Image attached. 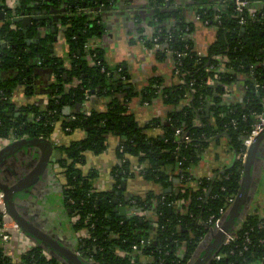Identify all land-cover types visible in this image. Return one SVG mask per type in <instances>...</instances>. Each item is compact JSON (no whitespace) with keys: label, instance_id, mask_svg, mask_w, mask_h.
I'll use <instances>...</instances> for the list:
<instances>
[{"label":"trees","instance_id":"1","mask_svg":"<svg viewBox=\"0 0 264 264\" xmlns=\"http://www.w3.org/2000/svg\"><path fill=\"white\" fill-rule=\"evenodd\" d=\"M114 4L115 0H17L12 8L8 0H0V11L4 13L0 19V134L5 136L14 130L28 138H49L58 122L68 132L85 130V138L64 148L70 158L69 162H63L67 178L64 194L71 217H78L76 228L88 227L89 236L79 239L78 249L93 256L95 264H194L211 240L208 219L217 217L221 208H225L224 218L228 216L233 207L229 198L239 193L242 173L241 163L236 161L230 167L215 170L212 177L200 178L197 188H191L188 185L192 179L190 168L209 144L222 135L230 138L238 155L253 113L264 111V5L256 9L255 19L241 25L233 0H190V4L197 7L196 15L209 19V24L217 29L215 41L207 54L202 55L195 50L192 40L195 25L186 20L175 0H148L154 30L144 42L159 59L170 52L174 54V75L180 82L168 86L155 76L136 92L132 87L126 89L129 74L122 66L113 70L103 48L95 46L90 50L94 55L93 63L86 58L85 44L107 31L106 17L98 8L104 6V10H108V6ZM33 11H55L58 16L34 19L28 27V37L23 29L11 28L15 15L24 17ZM216 16L220 19L216 20ZM49 19H54V31L49 30L38 43H29L27 38H33ZM16 24L23 27L22 22ZM54 32L64 34L67 58L56 55ZM222 65L225 71L220 70ZM37 67L50 68L55 75L45 108L37 105L16 108L11 102L12 91L20 83L32 84ZM8 71L13 75L2 77V73ZM108 71L111 76L107 75ZM239 72L251 78L246 81L244 104L227 106L222 98L223 84L235 80ZM74 80L77 82L72 84ZM256 83L260 84L258 88ZM94 94L110 97L104 111L92 110L90 115L80 111L64 114V107L81 105L88 95ZM137 95L144 103H151L160 96L166 104L173 105L174 110L165 121L156 117L140 126L128 113L130 98ZM233 120L238 123L233 125ZM149 127L162 128L163 134L150 137L145 132ZM180 127L190 141L176 142L175 131ZM108 135L124 138L119 144L123 163L114 171L118 184L123 177L133 176L126 155L140 156L142 164H146L141 174L160 184V193L150 191L144 196L126 197L119 186L107 192L94 189L91 176L84 175L79 164L84 161L85 151L105 150ZM179 160L183 161L182 169L186 171L175 174ZM167 167L172 172L167 171ZM261 170L262 167L256 165L252 170L250 197L260 180ZM171 175L174 178L171 179ZM177 200H189L184 204L185 211L170 204ZM119 207L137 214H122L115 210ZM248 207L246 204L241 209L238 221L241 230L237 235L241 242L244 232L248 231L252 238L249 250L240 254L239 248L222 244L216 254L223 257L216 259L214 254L206 264H252L264 258V217L257 211L248 214ZM147 210L156 214V220L141 214ZM154 225L155 236L152 237ZM181 247L185 248L182 254L179 253ZM44 251L43 246L38 245L22 257V262L16 263L4 256L0 248V264H59L60 257H48ZM142 255L153 260H142Z\"/></svg>","mask_w":264,"mask_h":264},{"label":"crops","instance_id":"2","mask_svg":"<svg viewBox=\"0 0 264 264\" xmlns=\"http://www.w3.org/2000/svg\"><path fill=\"white\" fill-rule=\"evenodd\" d=\"M15 2L17 4V0ZM115 2L117 6L115 11L99 9V13L106 17L107 31L102 37L93 40L92 46L103 48L105 58L113 70L122 66L127 71L130 77L129 84H126L131 85L136 92L145 87L149 79L155 76L162 78L168 86L179 83L174 75V54L170 52L164 58L159 59L144 42V39H149L152 36L154 30L151 24L148 0H115ZM175 5L182 8L186 20L195 25L192 33L195 50L199 54H207L216 39V27L196 19L197 7L190 4V0H175ZM263 5L264 0H250L249 9L258 10ZM45 15L56 18L58 13L54 11ZM34 16L42 15L36 13ZM53 23L54 19H49L48 24L40 28L42 37L47 35L49 30L54 31ZM54 51L56 55L67 58L66 38L61 32L55 34ZM223 71L225 70L223 69ZM12 75L9 71L2 73V77L5 78ZM250 79L248 74L239 72L236 74L235 80L223 84L225 90L222 96L223 103L227 106L244 104L246 81ZM54 82L55 75L52 69L37 67L32 84L29 85L26 82L18 84L12 91L11 102L19 109L28 105L45 108L50 96V86ZM27 87H30V90H27ZM109 102L110 97L88 95L85 104L64 107V114L71 115L76 111L86 112L87 110L104 111ZM173 110L174 106L166 104L160 96L154 98L151 103H144L141 96L137 95L130 98L128 103V113L140 126H145L156 117L165 121ZM145 132L150 137H155L163 134V129L149 127ZM85 137V130L75 129L68 132L62 127V123L58 122L54 133L49 138L56 149H61L62 157L53 161L52 158L55 156L52 154L39 182L29 190L22 192L17 199L22 215L47 233L55 234L65 245L76 249H78L79 230L74 226L64 194L67 178L63 162L70 161L64 148ZM219 138L212 141L198 162L191 166L192 179L188 183L191 188H197L200 178L209 177L215 170L230 167L235 163L236 151L232 148L230 138L227 135H222ZM123 139L116 135H108L105 150L100 153H95L92 150L85 151L84 161L79 164L81 171L84 175L91 176L90 180L96 191H113L119 186L124 189L126 197L144 196L150 191L160 193L162 191L160 184L141 174V170L145 168L146 164H142L140 156L126 155L133 176L123 177L122 183L118 184L114 171L123 163L119 155V144ZM0 143H2L1 140ZM2 146L5 145L2 144ZM37 156H39V152L35 150H30L28 153L22 151L11 156L5 162V168L10 174L7 171L8 175L1 177V182L12 183L28 173L36 165ZM166 170L169 171L170 167H167ZM262 170L247 212L257 211L264 217V168ZM124 182H126L125 187L123 186ZM148 218L154 221L157 217L155 213H152ZM19 249L20 247L16 248L15 259L20 254ZM184 249V247L181 248L180 252L184 253ZM148 257L141 259L150 262L152 258Z\"/></svg>","mask_w":264,"mask_h":264},{"label":"water","instance_id":"3","mask_svg":"<svg viewBox=\"0 0 264 264\" xmlns=\"http://www.w3.org/2000/svg\"><path fill=\"white\" fill-rule=\"evenodd\" d=\"M116 7L117 6L115 2L113 6H108L107 9L111 12L115 11ZM99 9H104V6L98 8V10ZM36 13L37 15L42 16H34ZM45 14L46 11H33V14L19 17L15 19V22H22L23 32L25 36L28 37V27L31 26L33 20L48 19L49 17ZM3 17L4 13L0 11V19H2ZM242 30L245 31V27H243ZM41 37V31L39 28L35 38H27V41L29 43H38L40 42ZM130 88L131 85L126 86V89ZM263 144L264 130L255 138L253 144L250 146L249 155L244 165V175L242 177L241 188L239 190V193L237 194V197L235 198L232 210L225 218L222 226L218 230H211L210 233H212V235L210 243L207 245L202 254L197 258L194 264H206L211 260L214 254H216L222 246L223 240L225 238V233L233 229V226L240 220L241 209L246 204H250V189L253 182L252 170L256 164V157ZM30 150L39 152L36 165L28 173L17 179L15 182H9L8 184L2 183L1 177L7 176L9 172L5 168V162L11 156L16 155L17 153H20L22 151L28 153ZM52 154L55 156L54 158H52L53 161H57V158L62 157L61 149H56L50 138L46 137L21 139L4 146L0 150V190L4 192L6 209L7 212L12 216V218L18 223L23 232L29 235L37 243V245H42L44 250L48 254H50V256L60 257L58 260L63 264H88L86 254L78 255L76 253V248H71L68 245H65L55 234H49L38 227L34 222L28 220L24 215H22L18 208L17 199L21 196L22 192L29 190L39 182ZM123 186H126V182L123 183ZM118 194L119 193H117V195ZM115 202H118V196L115 198ZM115 210H118L119 212L121 211L120 213L122 214H125L127 212L125 207H119ZM146 239L147 238H144V240ZM261 264H264V258Z\"/></svg>","mask_w":264,"mask_h":264},{"label":"built area","instance_id":"4","mask_svg":"<svg viewBox=\"0 0 264 264\" xmlns=\"http://www.w3.org/2000/svg\"><path fill=\"white\" fill-rule=\"evenodd\" d=\"M233 3H234V8H235L234 9L235 13L239 17V23L241 25H245V24H247L249 19H255L257 17L256 10H250L249 9L250 0H233ZM15 5H16L15 0H8V6L9 7L13 8ZM19 17H21V16L15 15L14 21H15V19H17ZM196 19L202 20L206 24L210 23L209 19L204 20L199 15H196ZM219 19H220V16H216V20H219ZM11 28L14 30L23 29V27L18 26L16 24V22L11 25ZM91 42L92 41L89 40V42H87L84 46L87 53H88V55L86 57L88 60H92V56H94L93 54L90 53V50L95 48V46H92ZM183 55H187V53L183 52ZM223 69H224V65H222L220 67L221 71H223ZM115 72L117 73L118 70ZM107 75L111 76V71H108ZM175 76L177 77V79L180 82V78L177 75H175ZM122 78L125 79V77H122ZM75 83L76 82H74V81L72 82V84H75ZM259 86H260V84L256 83V88H258ZM87 99H88V97H87ZM87 99L83 102L84 104L86 103ZM85 113L87 115H90L91 111L87 110ZM246 117H247V115L244 114L243 118H246ZM252 119H253V121L250 125V129H248L246 131V133H244V135L242 136L241 151L239 152L238 155L236 154L235 162L239 161L241 163L240 164V171L242 173V177L244 175V165H245L246 160H247L248 155H249L250 146L253 144L255 138L264 130V111L254 112ZM237 123H238L237 120H233V125H236ZM0 124H1V121H0ZM67 130H69V128H67ZM183 133H184L183 127L177 128L175 131V136L177 137L176 142L178 144H181L182 142L190 141V137L187 135H184ZM25 138H28V137L25 135H18L14 132V130L10 131L5 136L0 134V140L2 142V143H0L1 144L0 150L3 148L2 144L6 146L12 142H16V141H19V140L25 139ZM178 150H179V146L176 147V151H178ZM124 161H126V158H124ZM182 165H183V161L179 160L177 163V166L175 168V171H174L175 174H178L179 172L181 173L183 171H186L185 169H182ZM170 172H172V171H170ZM209 177H212V175ZM170 178L171 179L174 178L173 175H171ZM175 179L177 181L176 177H175ZM198 183H199V181H198ZM236 197L237 196L230 197L229 201L231 203H234ZM71 202L73 203V200ZM188 202H189V200H187L186 202L183 200H177L175 202L172 201L170 204L172 206H174L175 208H180L182 211H185L184 204L186 205ZM152 213H154V212L147 210V211H143V213H141V214L149 217V215H151ZM126 214L136 215L137 212L133 211V210H128L126 212ZM248 214H251V212L248 211ZM224 215H225V208H221L219 215L217 217L211 216L208 219L207 223L209 224L211 230L213 229L214 231H216L222 226V224L225 220ZM77 219H78V217H72L73 222H77ZM155 229H156V226L154 225V229L151 232L152 237L155 236ZM239 230H241V222H237L233 226V229H231L225 233V238L223 240V244L228 246V247L239 248L240 254H243V252L249 250V247L252 244V238L247 231V232H244L243 240L240 242L239 236L237 235V231H239ZM80 234H82L81 235L82 237H84V236L88 237L89 236L88 227H84L83 229H81ZM27 238H30V242H28V243L25 242V240ZM79 239H81V238L79 237ZM37 246H38L37 243L30 236H28L26 233L23 232V230L20 228L18 223L7 212L6 205H5V199H4V192L0 190V248L2 249L3 255L10 257L13 262L19 263V262H22V257L25 254H27L29 251L33 250ZM17 247H20V249H19L20 254L18 255L17 259H15V253H16ZM181 248H183V247H181ZM121 251L122 250H117V252H121ZM134 251H136L138 253L141 252L140 250H135V249H134ZM184 251H185V249H184ZM44 252H45L46 256L50 257V254H48L46 251H44ZM232 252H234L233 249H232ZM76 253L78 255L86 254L85 252L81 251L80 249H76ZM179 253L182 254L181 252H179ZM125 254H129V252H125ZM214 257L216 259H219V258L223 257V255L216 254ZM152 260H153V258H152ZM262 260L263 259H261L258 262H254L252 264H261ZM87 262L91 263V264L96 263L94 257L88 256V255H87ZM59 264H63V263L59 262Z\"/></svg>","mask_w":264,"mask_h":264},{"label":"flooded vegetation","instance_id":"5","mask_svg":"<svg viewBox=\"0 0 264 264\" xmlns=\"http://www.w3.org/2000/svg\"><path fill=\"white\" fill-rule=\"evenodd\" d=\"M255 165L256 166H261L262 169L264 168V148H263V145L260 148V151H259V153H258V155L256 157V164ZM260 173H261V171L259 172V175H260Z\"/></svg>","mask_w":264,"mask_h":264},{"label":"rangeland","instance_id":"6","mask_svg":"<svg viewBox=\"0 0 264 264\" xmlns=\"http://www.w3.org/2000/svg\"><path fill=\"white\" fill-rule=\"evenodd\" d=\"M89 62L90 63H93V60H89ZM75 82H77V80H75ZM263 170H261V172H262ZM214 173V172H213ZM261 174V173H260ZM74 223V226L76 227V222H73ZM80 232H81V230H79V237L82 239V238H86L85 236L84 237H82L81 235L82 234H80ZM29 236V235H28ZM78 241H79V238H78ZM25 242L26 243H28V242H30V238H27L26 240H25ZM145 257H148L147 255H142L141 256V258L143 259V258H145ZM148 258H152V257H148Z\"/></svg>","mask_w":264,"mask_h":264}]
</instances>
